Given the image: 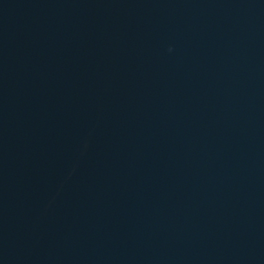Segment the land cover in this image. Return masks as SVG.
<instances>
[{
    "label": "water",
    "instance_id": "95a60500",
    "mask_svg": "<svg viewBox=\"0 0 264 264\" xmlns=\"http://www.w3.org/2000/svg\"><path fill=\"white\" fill-rule=\"evenodd\" d=\"M0 264H264V0H0Z\"/></svg>",
    "mask_w": 264,
    "mask_h": 264
}]
</instances>
